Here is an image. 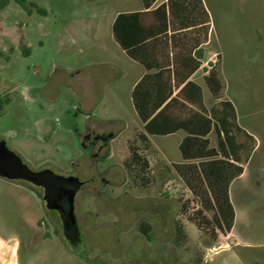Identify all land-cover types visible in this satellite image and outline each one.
<instances>
[{
  "label": "rangeland",
  "instance_id": "rangeland-1",
  "mask_svg": "<svg viewBox=\"0 0 264 264\" xmlns=\"http://www.w3.org/2000/svg\"><path fill=\"white\" fill-rule=\"evenodd\" d=\"M28 1L44 12L34 8L29 12L10 0L0 13V95L9 98L0 110V141L31 170L75 177L86 185L75 205L81 244L72 250L60 212L44 207L42 189L15 181L24 186L21 189L0 177V234L19 242L20 264H153L157 252L160 257L167 253L168 246H161L167 242L175 260L183 255L189 264L200 259L204 264L207 241L227 236V231L212 225L201 230L193 221L204 223L215 215L198 213L197 199L175 172L167 171L163 180L153 181L149 169L143 174L138 165L127 164L130 146L144 147L138 134L142 124L130 95L135 78L123 79L120 101L102 104L97 113L101 125L111 124V130L128 126L113 144L115 156L99 162L100 170L123 164L113 182L116 187L107 185L104 192L103 177L93 167L96 161L78 142L85 122L74 117L75 98L66 84H60L81 62L103 58V48H109L122 67L129 63L111 46L112 21L118 10H129L141 0ZM204 3L218 35V61L228 96L237 103L240 124L259 141L239 192L232 240L264 253V0ZM58 89L61 98L53 103L48 95ZM170 145L173 148L174 143L153 140L156 149ZM80 198H84L82 209ZM142 224L151 226V240L142 233Z\"/></svg>",
  "mask_w": 264,
  "mask_h": 264
},
{
  "label": "crops",
  "instance_id": "crops-1",
  "mask_svg": "<svg viewBox=\"0 0 264 264\" xmlns=\"http://www.w3.org/2000/svg\"><path fill=\"white\" fill-rule=\"evenodd\" d=\"M161 5L166 6L164 23L153 13ZM143 11L146 7L141 0L129 10H118L112 21L111 46L128 58L125 67L117 62L109 48H103V58L81 62L69 71L71 78L60 83L66 84L75 98L74 117L87 121L91 127L100 125L102 131H114L110 158L114 157L113 144L128 126L118 125V131L111 130V124L101 125L97 113L102 104L120 101L123 79L135 78L130 90L131 102L142 124L138 134L146 140H140L144 147L139 153L148 161L153 181L163 180L167 171L175 172L197 199L196 210L215 215L222 212L220 206H231L236 220L239 192L245 185L259 141L240 124L237 103L228 96V83L221 61H218V35H214L204 0L153 2L147 10L151 14L142 19L144 25L151 28L142 32L145 40L141 51L149 68L128 55L113 31L120 14ZM245 69L248 68H242ZM145 78H149L145 83L149 92L143 114L149 116L152 133L145 129L146 123L141 120L133 98L136 87ZM165 97V102L156 108ZM60 98L59 89L48 95L53 103ZM114 111L118 112L119 107ZM116 120L113 119L112 124L116 125ZM83 132L78 136V142L84 151ZM159 138L174 143L173 148L171 145L154 148L153 140ZM115 165L123 166L122 163ZM11 182L24 188L20 183ZM235 220L227 236H220L213 248L207 241L205 249L209 254L203 259L204 264H264V253L256 251L257 247H240L238 242H233ZM163 245L168 246L167 253L160 257L156 249L153 264H189L183 255L178 256L182 260L174 259V249L169 247L171 243H161ZM19 254V242H12L0 234V264H20ZM200 262L202 264L201 259L198 264Z\"/></svg>",
  "mask_w": 264,
  "mask_h": 264
},
{
  "label": "trees",
  "instance_id": "trees-1",
  "mask_svg": "<svg viewBox=\"0 0 264 264\" xmlns=\"http://www.w3.org/2000/svg\"><path fill=\"white\" fill-rule=\"evenodd\" d=\"M23 9L31 12V8L36 9L38 12L43 13L44 11L41 10L36 4L30 3L28 0H15ZM145 3L146 11L143 12H133V13H123L120 14L114 24L113 31L114 36L117 40V42L120 44V46L128 53V55L135 59L140 61L142 64H144L147 68H149V64L147 63L146 58L141 54L143 49V31L151 28H147L143 23V17L149 16L151 12L147 11L151 8L152 4L156 0H143ZM171 1V0H170ZM10 4V0H0V13L1 11ZM154 15L159 17V21L161 23L166 22V6L161 5L158 9L153 11ZM187 21L189 19H186ZM25 53L29 54V51L26 47H24ZM149 78H145L138 86L136 87L133 98L136 105V108L138 110V113L140 115L141 120L146 123L145 129L152 133L153 129L151 128V123L148 122L149 116H145L143 114V108L147 106V103L145 102L147 98V94L149 92V88L145 86V83ZM166 97L160 101L159 105H157L156 108H158L163 102H165ZM9 102V98L2 97L0 95V110L3 109L4 105ZM139 138L142 142H146L145 138L139 134ZM131 150V157L127 164L134 163L140 167V170L143 174H145V171L149 169V163L148 161L139 153V150H136L132 146H130ZM242 173V170L240 171ZM229 202V200H228ZM219 209L222 211L220 214H215L214 219H204V223H197L196 221H193L197 225L199 229H204L206 225H212L214 229H218L220 231L225 230L227 232H230L234 220H235V214L232 210V207H223L220 206ZM199 214H204L201 211H198ZM141 231L142 233L147 237L148 240L152 239L151 236V226L148 224H142L141 225ZM182 230L178 228V233H181ZM179 238H184V235H180ZM218 236L211 241V244H215L217 242Z\"/></svg>",
  "mask_w": 264,
  "mask_h": 264
},
{
  "label": "water",
  "instance_id": "water-1",
  "mask_svg": "<svg viewBox=\"0 0 264 264\" xmlns=\"http://www.w3.org/2000/svg\"><path fill=\"white\" fill-rule=\"evenodd\" d=\"M0 177L43 186L49 194L48 208L58 210L61 214L71 249H79L81 239L75 214V198L82 183L78 178L58 176L49 170L33 171L4 141H0Z\"/></svg>",
  "mask_w": 264,
  "mask_h": 264
},
{
  "label": "flooded vegetation",
  "instance_id": "flooded-vegetation-1",
  "mask_svg": "<svg viewBox=\"0 0 264 264\" xmlns=\"http://www.w3.org/2000/svg\"><path fill=\"white\" fill-rule=\"evenodd\" d=\"M83 135L85 138V142L83 143V146L85 147L84 152L88 155V157L90 156L91 159L96 161L93 167H96L98 173L101 174L103 177V181H104L103 192L105 191L107 185H111L113 187H116V185L113 182L116 180L118 175L120 176V168H123V167L114 164L113 167L110 166L106 170H100L98 168L99 162L100 161H103V162L108 161L111 154H112L111 142L115 138V132L114 131H109V132L102 131V127L100 125H94L93 127H91L87 124V121H86L85 131L83 132ZM118 168H119V170H116ZM42 171H44V170H42ZM32 185H34V184H32ZM85 185H86L85 183L81 184V187L76 194L75 205H76V202L78 200V198H77L78 193L85 187ZM34 186H37V185H34ZM37 187H40L42 189L41 193H40V198L44 204L45 209L54 210V209L48 208V195H49L48 191L43 186H37ZM117 187L120 188L122 186L119 185ZM126 193H128V191H126L125 194ZM83 205H84V198L83 199L80 198V206L79 207H81V209H82L84 207ZM88 212H89V209H85V211L83 213L86 214ZM76 218H77V216H76ZM77 222H78V220H77Z\"/></svg>",
  "mask_w": 264,
  "mask_h": 264
}]
</instances>
